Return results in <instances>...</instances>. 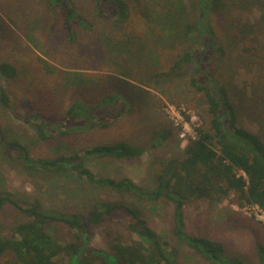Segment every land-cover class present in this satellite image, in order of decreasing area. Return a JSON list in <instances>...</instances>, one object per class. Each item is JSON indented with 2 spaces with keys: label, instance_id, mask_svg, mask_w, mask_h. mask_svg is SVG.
<instances>
[{
  "label": "rangeland",
  "instance_id": "rangeland-1",
  "mask_svg": "<svg viewBox=\"0 0 264 264\" xmlns=\"http://www.w3.org/2000/svg\"><path fill=\"white\" fill-rule=\"evenodd\" d=\"M66 1L68 7L73 4L77 10L86 11L87 17L94 11L92 0H62L63 5L56 4L50 10L54 15L48 12L51 5L46 0H0V62L22 64L23 59L31 57L29 51L37 55L33 57L37 65L32 71V85L36 87H30L29 93L15 90L0 79L14 108L11 111L0 105V134L8 141L20 143L29 158L42 160L72 156L79 149L118 140L141 142L153 132L162 136L166 130L171 135L140 158L92 160L87 164L97 178H127L151 191L156 187L160 164L184 157L194 130L209 125L204 95L189 86L194 67L187 73L169 74L168 69L178 50L180 31L165 29L195 20L197 0H125L131 5L132 15L125 25L117 24L109 3L102 10L109 18L95 15L90 19L91 29L77 27L73 22L66 26ZM210 22L220 44L227 49L228 59L223 64L215 63L212 75L228 90L237 114L236 127L244 128L264 144V0H227L211 14ZM234 31H239L238 37ZM158 72L168 75L155 76ZM122 73L131 77H123ZM76 76L90 86L82 83L78 87L73 79ZM88 94L91 100L95 98L89 103L90 108L100 106L96 113L103 128L97 125L98 128L82 131V122L62 121L56 124V130L78 132L57 142L40 140L37 126L41 120H34L36 115L48 114L50 120L54 110L65 111L71 102L88 98ZM109 94L122 101L111 104L106 98ZM40 99L43 105L38 104ZM63 117L54 119L58 123ZM27 163L0 145L1 196L9 195L23 206L35 199L44 209L63 213H84L103 201L130 205L140 209L148 225L172 243L181 264H211L172 235L171 203L118 194L92 186L85 179L49 173ZM236 202L233 194L209 195L188 202L183 207L185 229L193 236L221 244L230 256L251 261L256 243L264 244V226L244 209L245 205ZM128 220L119 211L112 221L91 230L87 244L109 254L113 236L130 242L135 237L126 227ZM21 221L25 218L12 208L0 209V231L4 234ZM47 233L59 240H72L70 231L59 223ZM69 261L66 255H60L55 264H71Z\"/></svg>",
  "mask_w": 264,
  "mask_h": 264
},
{
  "label": "trees",
  "instance_id": "trees-1",
  "mask_svg": "<svg viewBox=\"0 0 264 264\" xmlns=\"http://www.w3.org/2000/svg\"><path fill=\"white\" fill-rule=\"evenodd\" d=\"M62 1V0H61ZM59 0H46L48 12L56 4L63 5ZM95 7L93 13L86 16L83 9L77 10L76 5L68 7L66 1L65 24L75 23L77 27L90 28V19L94 16L108 19L102 14L104 6L112 4L111 10L118 25H125L130 13L128 1L125 0H92ZM256 1V0H250ZM227 0H197L194 7L195 20L176 23L166 32L179 29L177 51L169 66V74L187 73L190 67L194 76L189 78V86L204 95L209 115V125L196 129V138L190 141L184 150V157L173 158L160 164L157 173L156 187L146 191L127 178H97L87 168L92 160L114 159L131 161L142 157L145 153L157 149L161 141L171 133L166 130L162 136L156 132L143 137L140 141L118 140L112 143L98 144L88 149H79L72 156H59L52 159L33 160L18 142L8 141L0 134V145L13 150L21 162L32 165L53 174L72 175L85 179L90 185L107 188L118 194H129L136 198L156 202L164 200L173 206L172 235L188 247L199 253L211 264H264V244L257 242L255 258L230 256L224 247L208 238L193 236L185 229L183 207L194 199L209 195L227 196L233 194L239 206L256 205L264 209V144L255 135L244 128H237V114L227 88L212 75L215 63L223 64L227 59V49L220 44L210 22L211 14L220 10ZM116 5V6H115ZM117 10V11H116ZM79 11V13L77 12ZM52 14L54 15L53 11ZM49 12V13H50ZM72 23V24H73ZM1 30V25H0ZM162 32L163 29L160 28ZM236 37L238 32H232ZM69 36V35H68ZM70 37V36H69ZM141 46L143 44H140ZM30 56L21 63L6 60L0 62V79L10 83L15 90L29 93L35 77L37 56L33 50ZM155 63V58L151 57ZM19 61V60H18ZM39 62V61H38ZM194 65V66H193ZM71 77L74 75L69 74ZM123 77L127 76L122 73ZM167 72H158L155 76H167ZM79 85V79L73 78ZM84 86H90L86 83ZM8 89L0 83V105L13 111ZM82 97L71 102L64 111L54 110L50 120L48 114H39L34 120H41L37 126L41 141L51 139L54 142L72 132L74 129L56 130V124L62 121L71 123L82 122V131L92 130L105 125L100 123L98 112L100 106H89L91 100ZM111 104L122 100L115 95H108ZM43 99L38 102L43 105ZM50 106V102L48 103ZM47 105V106H48ZM48 106V107H49ZM127 108L126 105H122ZM58 108V107H57ZM56 122L54 118H61ZM65 118V119H64ZM58 119V120H59ZM98 119V120H97ZM98 121V124H96ZM98 125V127H97ZM81 131V130H79ZM10 207L25 218L8 228L9 233L0 231V264H55L60 255H66L71 264H181L177 250L166 237L158 234L147 223L140 209L118 202H96L84 213H63L44 209L38 200L33 199L27 206L19 204L11 196L0 195V209ZM119 211L129 218L127 229L135 239L130 242L119 237L110 241L111 253L107 254L89 247L87 239L92 229L112 221ZM61 224L69 231L72 240H59L50 236L47 231L54 224Z\"/></svg>",
  "mask_w": 264,
  "mask_h": 264
},
{
  "label": "built area",
  "instance_id": "built-area-1",
  "mask_svg": "<svg viewBox=\"0 0 264 264\" xmlns=\"http://www.w3.org/2000/svg\"><path fill=\"white\" fill-rule=\"evenodd\" d=\"M182 135L184 136V134ZM191 138L192 139L190 141H193L196 138V130H194V135ZM244 209L247 211H250L252 213L251 215H253V218L256 219L259 223H261L264 226V209L256 205H245Z\"/></svg>",
  "mask_w": 264,
  "mask_h": 264
}]
</instances>
